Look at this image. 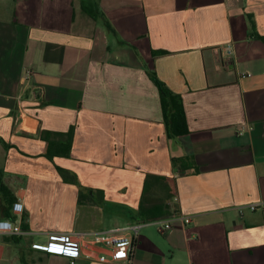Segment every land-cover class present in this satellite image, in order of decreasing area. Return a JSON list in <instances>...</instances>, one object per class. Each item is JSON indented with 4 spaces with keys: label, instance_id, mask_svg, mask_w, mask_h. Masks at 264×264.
Wrapping results in <instances>:
<instances>
[{
    "label": "crops",
    "instance_id": "obj_1",
    "mask_svg": "<svg viewBox=\"0 0 264 264\" xmlns=\"http://www.w3.org/2000/svg\"><path fill=\"white\" fill-rule=\"evenodd\" d=\"M71 126L70 156H44ZM0 181L25 207L0 264H73L50 234L137 222L133 264H264V210L239 211L264 201V0H0Z\"/></svg>",
    "mask_w": 264,
    "mask_h": 264
},
{
    "label": "built area",
    "instance_id": "obj_2",
    "mask_svg": "<svg viewBox=\"0 0 264 264\" xmlns=\"http://www.w3.org/2000/svg\"><path fill=\"white\" fill-rule=\"evenodd\" d=\"M223 52L224 60H221V65L224 68H229L235 53L234 45L232 43L225 44ZM30 75L31 72L27 71V76ZM244 209H248L250 212L264 210V201L249 204L240 208L239 211L243 213ZM24 210V204L17 201L11 206V219L0 217V236H16L22 233L21 229L14 226L13 218L22 216ZM177 219L182 220L184 224L191 222L189 217L182 216H175L172 220ZM145 225V223L137 222L105 232L50 234L51 243L46 250L48 253L69 258L73 264L81 259L103 264H133L140 232ZM170 227L171 225L168 223L166 228Z\"/></svg>",
    "mask_w": 264,
    "mask_h": 264
},
{
    "label": "trees",
    "instance_id": "obj_3",
    "mask_svg": "<svg viewBox=\"0 0 264 264\" xmlns=\"http://www.w3.org/2000/svg\"><path fill=\"white\" fill-rule=\"evenodd\" d=\"M106 29L110 32H114L107 19L102 16ZM152 80L159 90L161 107L163 112V119L167 129V135L170 139H177L179 137L188 135L190 133L188 122L186 118V112L181 95L172 92L162 81H160L155 73H152ZM75 133V126H71L66 133H52L43 132L41 138L47 142V151L44 156L53 160L55 157L68 158L71 153L73 139ZM58 138L57 140L54 138ZM179 159H174V163H178ZM58 171L64 172L62 168L57 167ZM0 191L5 193L7 191L6 186L0 181ZM4 202H0V217L12 218L11 206L17 202L18 199L11 195L6 194Z\"/></svg>",
    "mask_w": 264,
    "mask_h": 264
}]
</instances>
